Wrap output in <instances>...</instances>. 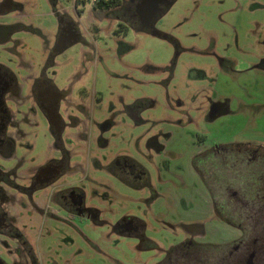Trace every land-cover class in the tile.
<instances>
[{"label": "rangeland", "instance_id": "1", "mask_svg": "<svg viewBox=\"0 0 264 264\" xmlns=\"http://www.w3.org/2000/svg\"><path fill=\"white\" fill-rule=\"evenodd\" d=\"M21 1L42 33L18 36L34 74L46 68L57 44L56 13L79 27L82 40L50 60L46 75L69 92L64 110L85 108L83 141L66 142L83 150L72 160L82 164L80 173L69 180L86 190L88 205L94 191L99 211L94 219L38 227L39 263L161 264L188 238L227 248L239 241L241 229L218 218L194 159L214 145L264 147V67H256L264 58V0H173L153 32L121 25L93 0H60L56 9L49 0ZM5 56L0 52L1 60ZM214 105L225 112L212 120ZM130 107L140 122L129 118ZM106 123L112 126L102 132ZM30 133L20 157L37 162L54 155L45 123ZM152 137L162 152L150 150ZM117 157L137 163L145 181H117L110 171ZM212 189L219 203V190ZM123 218L142 236L114 232Z\"/></svg>", "mask_w": 264, "mask_h": 264}, {"label": "flooded vegetation", "instance_id": "2", "mask_svg": "<svg viewBox=\"0 0 264 264\" xmlns=\"http://www.w3.org/2000/svg\"><path fill=\"white\" fill-rule=\"evenodd\" d=\"M49 1L56 9L60 0ZM102 1L110 0H93L94 8H99ZM111 1V7L104 10L118 19L121 25L149 32H153L156 19L173 2ZM27 6L28 2L21 0H0V52L6 55L5 60L0 59V264H40L34 246L38 227H45L48 220L71 225V221L94 219L99 213L94 207V191L88 205L86 190L80 188L78 182L69 180L80 173L82 164H72V160L77 157V152L83 150L81 147L68 148L66 142L83 141L88 130L86 120L81 117L85 108H78L77 114L64 110L69 92L60 91L46 75L50 60L82 40L79 27L63 11L56 13L59 22L57 44L50 50L46 68L34 74L35 69L30 68L26 61V44L18 38L22 32L42 35L30 22ZM154 10L155 13L152 12ZM150 13L153 15L148 21ZM20 47L26 48L20 51ZM261 61L257 68L264 67V58ZM22 70L28 72L25 77L20 76ZM214 106L216 115L212 120L218 112H225L223 106ZM127 115L141 121L134 107L129 108ZM40 122L47 125L55 153L37 162L32 161L33 158L29 161L26 156L20 157L18 152L30 138V131L39 127ZM111 126V123H106L100 128L106 132ZM77 130L80 131L76 133ZM232 145L244 148L235 152L227 151L224 148L227 145H214L196 158L202 157L199 165L206 177H210L209 184L219 190L220 211L226 218L233 216L236 227L242 231L241 239L228 248L231 258L235 264H264V147ZM27 147L32 148L30 145ZM149 148L157 153L164 150L159 139L154 137ZM112 164L110 171L117 181L125 185L145 181L144 171L137 163L117 157ZM113 231L121 236H142L130 218L116 221ZM198 244L201 243L188 238L172 249L194 253ZM227 262L230 264L229 260L224 264Z\"/></svg>", "mask_w": 264, "mask_h": 264}, {"label": "trees", "instance_id": "3", "mask_svg": "<svg viewBox=\"0 0 264 264\" xmlns=\"http://www.w3.org/2000/svg\"><path fill=\"white\" fill-rule=\"evenodd\" d=\"M102 4L99 5V8L104 10L111 7L112 1L109 2L102 1ZM227 151H235L243 149L244 147L236 146V145H227L224 146ZM202 158V157H199ZM196 158L194 161V165L197 171L201 174V177L205 184L208 186L210 191L212 192V198L214 202V208L218 215V217L226 222L235 225L233 216L224 217V214L220 211V204L216 200V196L213 194V189H211L212 185L209 184L208 178L204 174L201 166L199 165L200 159ZM211 186V187H210ZM225 260H229L230 264H235V261L231 258L229 254V249L227 246H216L210 244H198L194 253L191 252H182L181 249H171L168 252V256L166 260L162 264H224ZM228 264V262H227Z\"/></svg>", "mask_w": 264, "mask_h": 264}, {"label": "water", "instance_id": "4", "mask_svg": "<svg viewBox=\"0 0 264 264\" xmlns=\"http://www.w3.org/2000/svg\"><path fill=\"white\" fill-rule=\"evenodd\" d=\"M153 13H155L156 12V10H154V11H152ZM153 13H150L149 14V16H148V21H151L150 19H151V15H153ZM149 23V22H148ZM214 115H215V113L211 116V117H214Z\"/></svg>", "mask_w": 264, "mask_h": 264}]
</instances>
